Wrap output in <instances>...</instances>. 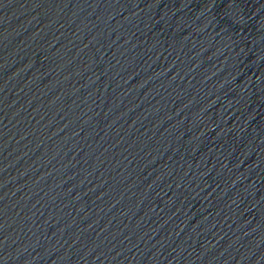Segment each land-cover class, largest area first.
Masks as SVG:
<instances>
[{"label":"water","instance_id":"1","mask_svg":"<svg viewBox=\"0 0 264 264\" xmlns=\"http://www.w3.org/2000/svg\"><path fill=\"white\" fill-rule=\"evenodd\" d=\"M0 264H264V0H0Z\"/></svg>","mask_w":264,"mask_h":264}]
</instances>
